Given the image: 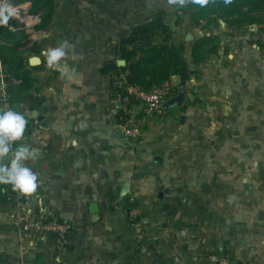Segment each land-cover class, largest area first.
<instances>
[{
    "label": "crops",
    "instance_id": "crops-1",
    "mask_svg": "<svg viewBox=\"0 0 264 264\" xmlns=\"http://www.w3.org/2000/svg\"><path fill=\"white\" fill-rule=\"evenodd\" d=\"M150 1L55 0L51 21L44 11L33 27L10 18L7 44H21L34 79L12 96L28 116L26 145L41 153L25 162L38 188L24 209L75 229L66 239L24 236L14 205L0 201V264H264V23L197 26L187 17L175 27L178 42L182 32L192 45L209 38L210 53L187 49L189 81L171 78L165 116L131 142L104 69L121 60L119 40L151 19ZM64 40L71 80L41 55ZM131 199L141 209L136 228Z\"/></svg>",
    "mask_w": 264,
    "mask_h": 264
},
{
    "label": "trees",
    "instance_id": "trees-1",
    "mask_svg": "<svg viewBox=\"0 0 264 264\" xmlns=\"http://www.w3.org/2000/svg\"><path fill=\"white\" fill-rule=\"evenodd\" d=\"M25 2L31 3L33 13L44 11L45 20L51 21L55 0H9V3L13 5ZM261 9L264 10V0H232L230 4H225L224 0H208L205 6L193 4L189 0L185 13L197 26L204 20L214 22L223 19L229 26L241 27L264 23V18L253 15V12H259ZM181 22L171 24L165 9L156 11L150 20L134 26L128 37L119 40L118 56L126 61V65L121 67L113 62L106 66L104 72L110 76L125 75L129 84L145 90L170 82L173 76H178L181 85H186L191 73L186 57L188 47L186 42L176 40L174 29L180 26ZM0 32L4 34L1 37L5 43L0 47V53L6 71L13 78L20 80L18 86L25 89L31 88L34 79L31 77V71L26 68L27 60L17 49L21 44H18V47L7 44L15 39L12 34H9L8 26H2ZM189 43L192 45V42ZM209 43V38H203L192 45L193 56L196 57L198 53L201 55L203 52L209 54L210 51L206 50ZM15 86L10 89L13 103L12 95ZM112 89L114 93L117 92L113 84ZM26 129L28 133V125ZM15 193L11 184H0V201L11 202ZM21 201L25 203L26 196H22Z\"/></svg>",
    "mask_w": 264,
    "mask_h": 264
},
{
    "label": "built area",
    "instance_id": "built-area-1",
    "mask_svg": "<svg viewBox=\"0 0 264 264\" xmlns=\"http://www.w3.org/2000/svg\"><path fill=\"white\" fill-rule=\"evenodd\" d=\"M11 5L15 9V15L11 19L18 20L23 27L36 26L40 15L32 12L30 2ZM111 81L117 90L116 98L122 103L125 113L123 134L131 142H138L143 135L147 120L165 116V103L174 94V87L170 82H166L162 85H155L150 90H145L139 86L129 84L125 75H112ZM18 84H20V80L13 78L0 61V105L4 110L11 109L22 113L12 102L10 94V89ZM22 114L25 116L28 125V116ZM27 140L28 133L25 128L22 139L15 142L12 148L15 149L21 144L26 145ZM21 199L22 195L16 191L10 203L14 205L12 222L22 235L30 237L54 236L66 239L75 229L74 224L61 221L56 217L26 212ZM140 217L141 209L135 200L131 199L127 210L128 225L131 228H136ZM217 264H231V262L227 257H221L218 259Z\"/></svg>",
    "mask_w": 264,
    "mask_h": 264
},
{
    "label": "clouds",
    "instance_id": "clouds-1",
    "mask_svg": "<svg viewBox=\"0 0 264 264\" xmlns=\"http://www.w3.org/2000/svg\"><path fill=\"white\" fill-rule=\"evenodd\" d=\"M189 0H168L170 5L178 4L183 7ZM193 4L205 6L208 0H190ZM232 0H224L230 4ZM15 15V9L9 0H0V26H8L10 18ZM73 45L67 40L60 42L57 47L41 51L49 69L59 70L68 79L73 78V71L66 64H62L68 57V50ZM38 59V58H37ZM27 125L22 113L11 109H0V184H11L14 191L22 196H30L38 188V176L25 162L35 160L41 155L40 150L27 145H19L15 149L12 145L21 140ZM83 126V125H82ZM59 261V258H57Z\"/></svg>",
    "mask_w": 264,
    "mask_h": 264
},
{
    "label": "rangeland",
    "instance_id": "rangeland-1",
    "mask_svg": "<svg viewBox=\"0 0 264 264\" xmlns=\"http://www.w3.org/2000/svg\"><path fill=\"white\" fill-rule=\"evenodd\" d=\"M159 2H161L163 4L159 5ZM150 3L156 4V6H155L156 8L153 11V13H155L158 10L166 8L165 11L167 12V16H168V19L171 22V24H174L178 21H184V19H186L188 17V15L185 13V10L187 9L188 3H186L183 7H181L178 4L170 5L168 3V0H151ZM179 37L181 39L179 42H182V43L186 42L184 32H182ZM190 42H192V41H190ZM186 43H187V47L190 48L191 44L189 42H186Z\"/></svg>",
    "mask_w": 264,
    "mask_h": 264
},
{
    "label": "water",
    "instance_id": "water-1",
    "mask_svg": "<svg viewBox=\"0 0 264 264\" xmlns=\"http://www.w3.org/2000/svg\"><path fill=\"white\" fill-rule=\"evenodd\" d=\"M187 40H188V41L192 40V35H191V34H188V35H187ZM37 61H38V59H36V57H35V58H32L30 62H31L32 65L36 66ZM118 65L121 66V67H123V66L126 65V61H124V60H120V61L118 62ZM180 98H182V97H180ZM178 100H179V99H178ZM119 105L122 107V103H121V102H119ZM165 109H166V108H165Z\"/></svg>",
    "mask_w": 264,
    "mask_h": 264
}]
</instances>
